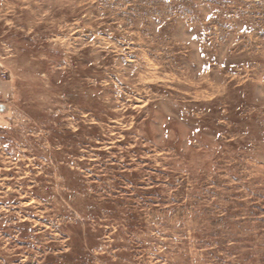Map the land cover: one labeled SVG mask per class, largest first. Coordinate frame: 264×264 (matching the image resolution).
Listing matches in <instances>:
<instances>
[{"label":"rangeland","instance_id":"374dc122","mask_svg":"<svg viewBox=\"0 0 264 264\" xmlns=\"http://www.w3.org/2000/svg\"><path fill=\"white\" fill-rule=\"evenodd\" d=\"M0 264H264V0H0Z\"/></svg>","mask_w":264,"mask_h":264}]
</instances>
